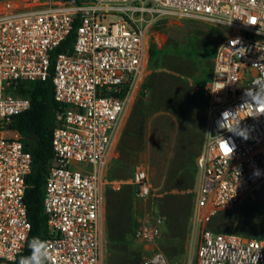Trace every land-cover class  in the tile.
<instances>
[{
    "label": "built area",
    "instance_id": "2783aa9c",
    "mask_svg": "<svg viewBox=\"0 0 264 264\" xmlns=\"http://www.w3.org/2000/svg\"><path fill=\"white\" fill-rule=\"evenodd\" d=\"M160 14L208 22L224 33L204 87L208 137L192 187L195 264H264V237L208 226L219 210L264 183V112L246 106L252 101L246 89L255 94L252 82L264 74V0L7 3L0 10V258L15 260L31 227L25 192L32 156L12 126L30 99L16 91L22 81L46 79L53 63L54 97L61 107L45 175L48 236L42 258L47 264H104L106 192L115 187L108 158L130 94L149 68L153 22ZM76 20L70 49L54 53ZM134 166L128 182L136 196L146 198L154 189L149 169ZM162 230L161 216L140 220L132 235L140 264H169L159 247Z\"/></svg>",
    "mask_w": 264,
    "mask_h": 264
},
{
    "label": "rangeland",
    "instance_id": "374dc122",
    "mask_svg": "<svg viewBox=\"0 0 264 264\" xmlns=\"http://www.w3.org/2000/svg\"><path fill=\"white\" fill-rule=\"evenodd\" d=\"M46 1L49 0H0V10L7 3L35 6ZM223 36L220 28L208 22L173 14L155 17L152 37L158 49L168 51L165 61L175 69L149 66L130 94L117 129L107 165V175L115 180V187L109 186L106 193L104 264H136L139 246L132 235L140 220L155 216L163 220L159 247L169 264H195L192 187L195 160L208 137L206 99L197 79L207 71L210 76L213 52ZM153 71L157 75L148 79ZM144 82L148 87L142 90ZM145 112L148 116L141 122ZM138 163L148 167L154 187L146 198L136 196L128 182ZM192 176V183H188ZM208 226L264 237V183L239 203L219 210Z\"/></svg>",
    "mask_w": 264,
    "mask_h": 264
},
{
    "label": "trees",
    "instance_id": "16d2710c",
    "mask_svg": "<svg viewBox=\"0 0 264 264\" xmlns=\"http://www.w3.org/2000/svg\"><path fill=\"white\" fill-rule=\"evenodd\" d=\"M77 23L78 20L75 21L73 28L71 29L67 38L55 48L54 53L70 49L75 38ZM167 52L168 51H165L163 49H158L152 37L149 50V66H153L155 69L164 68L165 66L174 70L175 66H168L165 61ZM169 52L172 51L169 50ZM214 53L215 51L213 52V55ZM153 72L149 74L148 79H152L155 77V75H157L156 72ZM53 75L54 67L52 63L49 75L46 79L22 81L18 84V88L16 91V93L25 95L30 99V106L26 110L14 116L12 126L20 132L24 149L30 152L32 156L31 171L26 178L27 188L25 192L27 215L31 223V227L25 247L22 252H20L17 255L16 259L12 261L0 258V264H18V261L21 258L27 257L29 255L30 249L28 245L30 240H33V238H35L37 241H42L45 243V240L48 236L47 217L44 213L43 208L45 175L47 167L53 160L52 134L53 128L56 125V112L61 107V104L54 97ZM210 76L209 72L207 71L204 77H202L201 79H197L199 89L201 88L200 91H204L203 97H205L206 99V106L208 103V98L206 97L204 87ZM146 87H148V84L144 82L142 90ZM141 110V112L143 113L144 110ZM136 112L137 109H135L134 113ZM147 116L148 113L146 114L145 112V115H142L141 122H144ZM124 146L125 148L127 147L126 144H124ZM129 149L130 148L128 147V150ZM172 177H174V175L171 176V178ZM192 181L193 176L188 183H192ZM175 186L185 188L182 183H175ZM188 186H190V184H186V187ZM213 230L223 231L215 228ZM140 256L141 249L138 248V252L136 253V264H140ZM41 264H47L43 258H41Z\"/></svg>",
    "mask_w": 264,
    "mask_h": 264
},
{
    "label": "clouds",
    "instance_id": "9594fccd",
    "mask_svg": "<svg viewBox=\"0 0 264 264\" xmlns=\"http://www.w3.org/2000/svg\"><path fill=\"white\" fill-rule=\"evenodd\" d=\"M252 85L256 86V92L253 94L252 88L246 89L247 94L252 96V101L248 102L246 106H248L251 110L253 108V104H255L257 113L264 112L260 111V109L264 107V74H261L254 79ZM254 174L259 175V170H257ZM28 247L30 249L29 255L21 258L18 261V264H41V258L46 255L45 249L47 245L44 242L37 241L33 238V240L29 241ZM48 259H50V256Z\"/></svg>",
    "mask_w": 264,
    "mask_h": 264
},
{
    "label": "snow or ice",
    "instance_id": "6c2138e0",
    "mask_svg": "<svg viewBox=\"0 0 264 264\" xmlns=\"http://www.w3.org/2000/svg\"><path fill=\"white\" fill-rule=\"evenodd\" d=\"M224 149H225V151H228V148H227V146H224Z\"/></svg>",
    "mask_w": 264,
    "mask_h": 264
},
{
    "label": "crops",
    "instance_id": "0c3cea01",
    "mask_svg": "<svg viewBox=\"0 0 264 264\" xmlns=\"http://www.w3.org/2000/svg\"><path fill=\"white\" fill-rule=\"evenodd\" d=\"M14 1H17V0H14ZM2 5V4H1Z\"/></svg>",
    "mask_w": 264,
    "mask_h": 264
}]
</instances>
